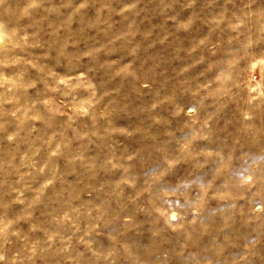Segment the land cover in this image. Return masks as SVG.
Segmentation results:
<instances>
[{"label":"rangeland","instance_id":"374dc122","mask_svg":"<svg viewBox=\"0 0 264 264\" xmlns=\"http://www.w3.org/2000/svg\"><path fill=\"white\" fill-rule=\"evenodd\" d=\"M0 264H264V0H0Z\"/></svg>","mask_w":264,"mask_h":264}]
</instances>
